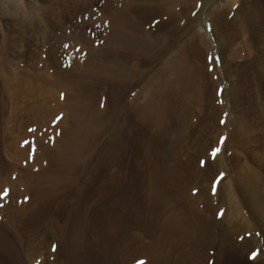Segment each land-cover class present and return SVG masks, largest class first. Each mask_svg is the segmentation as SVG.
Listing matches in <instances>:
<instances>
[{
	"label": "rangeland",
	"instance_id": "obj_1",
	"mask_svg": "<svg viewBox=\"0 0 264 264\" xmlns=\"http://www.w3.org/2000/svg\"><path fill=\"white\" fill-rule=\"evenodd\" d=\"M240 1L234 0L233 9ZM78 3L0 0V264H264V180L259 193L253 191L249 198L236 184L247 177L251 178L249 182L254 181L253 175L258 172L264 175V115L250 116L244 127L240 125L238 141L226 124L223 137L213 147L222 153L223 164L196 166L168 161L172 157L158 160L159 164L148 162L142 154V142L134 133L133 111L121 109L110 114L109 131L89 125L75 135L83 138L77 145V155L83 150L87 155L84 162L76 160L70 180L36 184L35 175L51 169L49 159L40 165L41 156L47 153L48 145L54 146L51 132L59 139L62 135L60 124L66 116L63 103L70 97L51 84L55 74L72 70L71 78L79 77L78 59L86 61L87 47L103 52L106 59L110 55H133L131 50L109 47L112 21L101 18L121 8L118 0ZM197 6L195 11L199 13L202 5ZM146 7L136 4L133 8L135 13L144 12L137 13L139 23L137 17L130 20L135 31L132 38H138L136 31L143 23L147 22L144 27L152 35L164 27V22L147 20L150 11ZM191 7L188 4L186 9ZM204 17L208 22L204 31L213 48L214 24L209 15L204 13ZM168 50L163 56L158 52L150 61L133 56L155 70L172 52ZM82 84L79 87L94 109L103 99L106 111L95 114L102 121L115 102L120 104L122 88L130 87L128 96H132L135 81L123 85L117 79L88 77ZM36 85L50 90L37 99L32 95ZM221 85L226 89L231 80L224 77ZM37 104L40 108L33 113ZM39 116L47 118L49 127H40V120H34ZM73 120L67 126H72ZM211 132L205 139L214 146L217 139L215 131ZM210 149L200 157H208ZM27 175L35 176L30 177L32 184H26ZM173 210L210 214L209 224L216 222L214 228L209 225L213 229L207 227L208 222L204 224L202 229L207 234L197 226L200 233L180 239L174 249L175 260L167 254L178 234L161 224ZM211 233L215 235L209 237ZM203 235L209 237L205 243Z\"/></svg>",
	"mask_w": 264,
	"mask_h": 264
},
{
	"label": "bare ground",
	"instance_id": "obj_2",
	"mask_svg": "<svg viewBox=\"0 0 264 264\" xmlns=\"http://www.w3.org/2000/svg\"><path fill=\"white\" fill-rule=\"evenodd\" d=\"M73 1L85 5L88 0ZM118 2L121 5L119 10L101 17L112 21L111 26L114 33L113 37L108 39L109 47L111 46L113 50L114 48L131 50L133 55L144 56L149 61L150 57L158 55V52L160 53L158 56L166 54L168 49L172 52L163 58L155 70H152L150 69L151 65L141 63L142 60L139 62L131 54L129 57L124 55L122 58L114 55L111 58L110 55V59H106L107 57L104 58L105 56L102 55L103 52L99 54L98 50L87 47L86 61L78 59L79 77L71 78L72 70L56 73L51 84L70 94V97L68 96L63 103L62 110L66 115L64 122L60 124L63 132L60 139L51 132L54 146L48 145L47 153L40 155L41 163H38L44 164L49 159L52 165L51 169L47 167V170H40L41 172L35 175L36 177L27 175L29 177V179L27 178L28 183L25 181L27 185L32 184L30 180L32 176L38 182L36 184H53L58 180H70L72 173L74 174L72 169H75V162H84V157L87 155L84 150L78 152L80 156L77 155L78 144L83 138L75 135H78V131L87 130L89 125L99 128L100 131H109L111 128L110 114L117 113L121 109L128 108L133 111L136 120L134 133L138 141L142 142V154L148 162L172 157L168 161L196 166L207 163L217 164V166L223 164L222 153L213 147L217 145L219 138L223 137L226 124L230 125V134H233L234 139L238 141L240 140V125L244 127L243 124L249 120L250 116L264 115V0H241L240 5L235 9H233L234 0L223 2L218 0H118ZM136 4L149 8L147 10L150 11L147 13L149 16L146 17L147 20L149 19L148 21L155 19L164 22V27L152 35L151 31L144 27L147 22L143 23L142 26H139L140 30L136 29L138 38L136 36L132 38L135 31L132 29L134 25L130 20L137 17L136 20L139 23L137 13L144 12V10L133 12ZM188 4L193 8L187 10ZM200 4L202 9L198 13L195 10ZM146 8L143 9L146 10ZM204 13L212 18V24H214L213 48L209 43L211 39H208L204 31L205 24H208L206 17L202 18ZM135 25H141V23ZM221 62H223L222 65ZM218 65H221V69H218ZM232 66L236 67V71L232 69ZM88 77L90 79L103 78L104 80L117 79L123 85L133 80L135 81L133 94L129 98L130 87L124 86L125 88L121 90L122 97L119 98L120 104L117 100L118 102L113 104V109H109L110 113L107 111L108 116L106 115L107 117L102 121L98 120L95 114H103L107 108L102 99L97 102L94 109L89 98L87 99L85 96L83 88L79 87ZM224 77L231 80V85L226 89L221 87ZM48 90L50 87L46 89V86L36 85L32 95L38 99ZM53 94L54 92H50L49 95ZM39 108L40 104L32 108L33 113ZM55 109L60 111V109ZM34 118L35 121L40 120L41 128L49 127L47 121L45 122L47 118L41 116ZM71 119H74L72 126L70 124L67 126ZM82 119L84 120L82 121ZM42 122L44 123L41 124ZM53 131L55 130L53 129ZM211 131H215L214 140L217 139L214 146H212L213 142L205 139ZM207 149H210L209 156L201 158L200 156H204ZM152 175L150 174V180H152ZM263 176L261 172L256 173L253 175L255 178L252 182H249L251 178L248 180V177L246 180L235 178L238 190L242 191L245 198L251 197L253 191L259 193L258 189L262 188ZM189 211V213L180 214L178 210H173L164 219L165 221H161L163 227L170 228V232L178 234L177 238L171 240V252L169 249L167 254L174 260L176 258L174 249L179 246L180 239L188 240L191 233L192 236L195 233H200L197 230L205 227L206 222H208V224L206 223L208 228L209 225L213 226L212 224L216 223L209 224L210 214L203 216L198 215L197 211H195L196 213L193 210ZM197 226L200 228L198 227V229ZM203 230L206 233L204 228L201 232ZM212 234L209 237L215 235ZM209 237L203 235V242ZM184 254L182 250V255Z\"/></svg>",
	"mask_w": 264,
	"mask_h": 264
},
{
	"label": "crops",
	"instance_id": "obj_3",
	"mask_svg": "<svg viewBox=\"0 0 264 264\" xmlns=\"http://www.w3.org/2000/svg\"><path fill=\"white\" fill-rule=\"evenodd\" d=\"M112 30H113V29H112ZM111 33H112V37H113V33H114V31H113V32L111 31Z\"/></svg>",
	"mask_w": 264,
	"mask_h": 264
}]
</instances>
